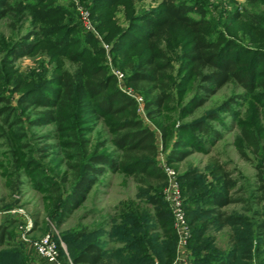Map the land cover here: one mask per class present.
I'll return each mask as SVG.
<instances>
[{
    "label": "trees",
    "instance_id": "obj_1",
    "mask_svg": "<svg viewBox=\"0 0 264 264\" xmlns=\"http://www.w3.org/2000/svg\"><path fill=\"white\" fill-rule=\"evenodd\" d=\"M78 1L89 12L99 39L85 29L79 13L68 8L71 4L0 0V21L9 20L12 30L29 23L16 39H0V139L7 147L8 189L18 194L23 177L30 179L58 229L86 202L99 177L106 171L121 173L135 184V200L122 202L118 215L110 219L105 237L121 247L112 251L115 260L106 264H171L178 238L162 195L167 177L157 161L155 133L140 118L135 99L118 87L110 60L123 74L125 86L142 97L143 113L160 135L165 164L177 175L190 230L191 264H253L254 259L264 264V128L258 119H250L251 105L243 114L234 110L241 102L264 108V0H245L255 12L235 11L228 17L232 24L247 21L243 33L255 34L252 49L214 33L198 0H160L142 11H136L135 0ZM118 7L124 8L125 26L116 19ZM39 52L50 70L44 64L24 75L14 69L18 59ZM227 84L237 85L242 94L184 121ZM11 94L16 95L14 105ZM222 114L236 121L238 155L250 161V153L257 160V188L247 199L235 195L241 190L238 181L214 157L204 172L188 162L180 170L191 154L208 155L204 146L222 139L210 124L219 122ZM41 127L52 129L42 136L46 144L35 150L36 158L27 130ZM15 138L18 145L11 142ZM21 151L26 154L19 158ZM47 157L50 160L44 162ZM51 165L62 167V173H55ZM239 203L246 205L249 216L224 210ZM253 204L259 208L253 210ZM32 221L34 228L39 225L37 210ZM15 224L11 219L0 222V264H29L12 241ZM105 225L64 234L67 245L97 237L75 252L74 264L104 263L106 241L98 235L106 231ZM226 227L232 233L230 248L223 251L207 233Z\"/></svg>",
    "mask_w": 264,
    "mask_h": 264
},
{
    "label": "rangeland",
    "instance_id": "obj_2",
    "mask_svg": "<svg viewBox=\"0 0 264 264\" xmlns=\"http://www.w3.org/2000/svg\"><path fill=\"white\" fill-rule=\"evenodd\" d=\"M159 1L160 0H135L133 4L136 11H142L145 9L153 8ZM198 1L205 8V17L212 24L211 30H213L214 33L221 32L225 37L235 40L246 48L252 49L256 47L255 34L251 32H247V34L243 33V27L246 26L247 22L245 19H241L240 21H238V23L234 24H232L228 20L230 14L235 11H239L243 14L255 12V9L247 5L245 0ZM60 3L64 5L71 4L72 6H69L68 8H70V10L77 11L85 29H87L86 26L89 25L90 30H87L93 32V34L99 39V36L93 29V23L90 20L89 12L84 9V6L81 5L78 0H60ZM85 13L87 14L86 20L82 18V15H85ZM116 19L121 26H125L123 7H118L116 9ZM28 28L29 23L26 22L24 28L20 29L18 25L15 30H12L10 27V21L4 19L0 21V39H4L5 41H10L11 38L16 39L18 36L23 35ZM248 35L251 36V38ZM42 64H44V67H46V69L50 70V67L46 65L47 58L43 54H41V52H39L32 56L18 59L14 64V69H16L19 74L24 75L33 70H40ZM107 64L112 73V70H114L115 68L113 67L110 60L109 62H107ZM66 67H69L68 63H66ZM118 87L127 89L124 81L119 83ZM242 92L243 90L237 85L227 84L219 91H217V93L204 105V107L197 110L192 117L184 119V121L189 122L194 118L201 117L210 108L218 106L229 97L238 96L242 94ZM10 98L12 101V105H14L16 95L11 94ZM248 105H251L252 108L250 119H258L261 128H264V108L260 107L257 103L253 102L244 104L241 102L238 106L234 107V110L240 114H243ZM139 115L145 125H147L148 128L153 130L155 133V144L158 151L157 161L160 166H163L165 162V154H163L161 150L160 135L155 129L154 125L146 119L143 112H139ZM219 117V122L214 121L210 124L211 126H213V128L219 130L222 133V139L215 143L214 146H204L209 150L208 155L197 152L191 154L184 163L180 164V170L185 169V163L188 162L191 163L192 166H195L200 171L204 172L207 161L209 160V158L214 157L225 166V169L231 173L232 178L238 181L237 188H241V190L239 189L240 191L235 193V195L243 199H247L250 196L249 192L257 188V170L255 169V163L257 162V160L250 153H247L249 158L251 159L250 161L243 160L238 155L235 147V138L239 134L236 126V121L229 114H222ZM51 129L52 127H41L30 128L27 130V134L28 136H30V138L28 137V140L30 141L33 150V152L31 153L34 154L36 149L42 148V146L46 144L44 140H42V136ZM11 142H15V145H18L20 141L15 138V140H12ZM6 150L7 147L3 139H0V207L4 206L7 203H14V201L15 204L8 210H5L4 208L0 209V222L4 221L5 219H11L16 222V224L11 229L12 241L19 243L26 256L27 262L29 264H43L40 263L41 260H39L34 252L33 243L37 242L45 235H50L52 240L55 243L58 242L60 247L58 262L61 264H74L72 262V257L75 252L79 250L85 242H88L97 237H85L76 241L72 245H67L63 239L64 234L76 233L83 230V228H87L88 231H91L102 222H106V231L98 236L99 238H103L106 241L104 250L106 251L107 256H105L103 264H106L109 261H114L115 259L113 258L112 251L120 248L121 246L116 245L105 236H107V234L110 232L108 230L109 223L111 222L110 219L115 218L118 215L120 204L122 202L135 200L136 186L133 183L132 179L124 176L121 173H112L110 171H106L105 175L99 177L97 185L90 192L86 202L76 211H74L70 215V217L64 221L60 228L55 229L53 227V224H51L47 217V203H45L43 199V194L32 189L30 179L23 177L22 180L24 181V184L21 186L20 193L18 194H13L6 186L7 181L4 177V174L6 172V167L9 164ZM24 154H26V151H21L17 154V156L19 158H22ZM49 160L50 159L47 157L46 159H44V162H48ZM50 167L55 169V173L61 174L63 171L62 167L57 168L54 167V165H51ZM162 195L164 197V190L162 192ZM253 196L255 197V194ZM245 208L246 205H244V203H239L230 205L224 208V210L228 213H236L249 216L250 214L245 211ZM252 208L253 210H256L259 207L256 208L255 204H253ZM16 209H21L25 216L10 213V211ZM35 210L39 212V225L34 228L32 213ZM118 222L119 221H117V223ZM230 233H232V229L230 227H226L219 231L210 229L207 234L216 238L220 234H227L228 236ZM23 238H26L27 241H23ZM222 242L223 239L220 240L217 243L218 245H215V247H221L220 244H222ZM254 246L255 240L253 241V247ZM187 252L190 259L192 260L193 253L188 244ZM262 256H264V247L262 250ZM175 258L176 254L171 264L175 261ZM154 264L161 263L158 260H155ZM253 264H258V259H254Z\"/></svg>",
    "mask_w": 264,
    "mask_h": 264
},
{
    "label": "built area",
    "instance_id": "obj_3",
    "mask_svg": "<svg viewBox=\"0 0 264 264\" xmlns=\"http://www.w3.org/2000/svg\"><path fill=\"white\" fill-rule=\"evenodd\" d=\"M82 18L86 20L87 14L82 15ZM88 23V22H87ZM90 30V26H86ZM105 48H107L105 46ZM115 75L118 84L123 82V74L116 69L112 70ZM127 88V87H126ZM124 93L135 99L138 105V111L143 112V99L138 94L134 93L131 89H122ZM163 171L167 177V185L164 189V200L168 205L172 216L173 228L177 234V246H176V258L172 264H191V259L187 252V244L190 237V230L185 219V214L183 211V199L181 196L179 184L177 181V175L175 171L166 166L165 162L162 166ZM11 214L24 215L21 209H16L10 211ZM30 224V223H29ZM23 241H27L23 238ZM33 249L36 256L44 262L45 264H61L58 262L59 250L56 243L52 240L50 235L43 236L40 240L33 243Z\"/></svg>",
    "mask_w": 264,
    "mask_h": 264
},
{
    "label": "crops",
    "instance_id": "obj_4",
    "mask_svg": "<svg viewBox=\"0 0 264 264\" xmlns=\"http://www.w3.org/2000/svg\"><path fill=\"white\" fill-rule=\"evenodd\" d=\"M226 233V232H225ZM228 233V232H227ZM223 239V242H222V244H220L221 245V247L220 246H218L220 249H222L223 251H227L228 249H229V241H228V236H227V234L225 235V234H220V235H218L216 238H215V245H218L217 243L220 241V240H222ZM226 239V240H225ZM16 245H18V246H20L19 245V243H17V242H14ZM175 254H176V252H175ZM40 263H43V264H45L44 262H40ZM35 264V263H34Z\"/></svg>",
    "mask_w": 264,
    "mask_h": 264
}]
</instances>
